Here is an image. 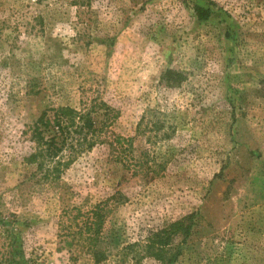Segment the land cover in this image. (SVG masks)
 Here are the masks:
<instances>
[{
  "label": "rangeland",
  "instance_id": "1",
  "mask_svg": "<svg viewBox=\"0 0 264 264\" xmlns=\"http://www.w3.org/2000/svg\"><path fill=\"white\" fill-rule=\"evenodd\" d=\"M88 2L0 0V264H264V0ZM94 99L133 154L45 179L30 127Z\"/></svg>",
  "mask_w": 264,
  "mask_h": 264
},
{
  "label": "trees",
  "instance_id": "2",
  "mask_svg": "<svg viewBox=\"0 0 264 264\" xmlns=\"http://www.w3.org/2000/svg\"><path fill=\"white\" fill-rule=\"evenodd\" d=\"M88 1L90 0H74V5L88 4ZM194 8L200 20H207L212 14L211 8L198 5ZM179 75L167 70L162 79L175 85L179 82ZM103 108L104 115L109 116L107 104L97 99L89 106L84 104L82 108L65 105L44 110L30 127L31 140L35 147L26 158L27 162L36 165L45 179H59L82 154L97 145L105 144L116 161L127 163L124 157L129 156L126 153L133 154L135 137L126 138L117 134L107 126V121L99 125L96 114ZM162 129H158V132L162 133ZM170 136L171 134L166 133L161 138ZM93 225L90 222L89 227ZM180 225L179 221L172 224V227Z\"/></svg>",
  "mask_w": 264,
  "mask_h": 264
}]
</instances>
